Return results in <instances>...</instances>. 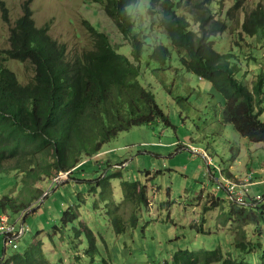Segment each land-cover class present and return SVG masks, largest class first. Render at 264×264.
<instances>
[{
	"label": "trees",
	"instance_id": "trees-1",
	"mask_svg": "<svg viewBox=\"0 0 264 264\" xmlns=\"http://www.w3.org/2000/svg\"><path fill=\"white\" fill-rule=\"evenodd\" d=\"M87 1L103 8L132 47L133 60L121 54L110 37L88 21L84 25L92 46L76 59H70L68 46L52 37L51 24L37 26L32 8L35 0L24 2L22 15L11 28L10 48L3 52L0 174L16 172L22 188L18 195L13 192L0 199V213L27 212L26 222L47 198L45 191L38 189L39 185L57 184V179L68 174L73 180L75 171L89 159L100 156L121 134L158 123L171 125L157 96L140 81L148 44L137 33V22L130 9L141 0ZM246 1L237 0L222 20L221 13L212 9L215 0H149L148 16L152 28L168 36L184 69L212 84L224 99L222 123L234 127L249 143L264 147V62L254 81L246 86L239 78L237 54H220L214 41L241 31L245 39L263 42L255 47L254 54L264 56V7L259 5L242 21L240 15ZM0 8L4 20L9 22V10L3 0ZM172 58L171 49L159 45L150 61L166 72ZM9 60L30 63L34 68L32 81L22 84L7 67ZM259 61L263 59L254 57L252 62ZM114 178L123 179L122 174ZM123 187L124 203L132 212L125 220L120 214L122 205L111 206L115 208L109 212L110 221L117 236L124 235L129 227H136L140 209L149 205L146 187L130 182H124ZM99 188L104 189V201L113 199L111 177L99 181L93 191L97 193ZM212 198L213 203L204 209L203 223L206 214L221 203L217 197ZM255 198L249 193L244 203L238 204L229 195V211L224 212L220 207L223 230L227 229L231 236L229 250L180 249L172 254L168 264H264V197H259V201ZM71 211L64 217V228L75 225L79 218ZM80 226L88 234L85 253L96 261L94 255L100 250L97 239L83 223ZM246 228H251V232L247 233ZM73 229L76 237V226ZM199 232L208 234L204 226ZM8 247L12 249L5 244L0 264H54L49 262L42 242L25 252L13 249L15 252L9 256ZM74 254L76 260L84 258ZM101 264H112V260L103 257Z\"/></svg>",
	"mask_w": 264,
	"mask_h": 264
},
{
	"label": "rangeland",
	"instance_id": "rangeland-1",
	"mask_svg": "<svg viewBox=\"0 0 264 264\" xmlns=\"http://www.w3.org/2000/svg\"><path fill=\"white\" fill-rule=\"evenodd\" d=\"M3 1L9 10V22L4 20L0 8V64L3 52L10 48L11 28L22 15L26 0ZM236 2L215 0L212 9L220 12L224 20ZM259 5L264 7V0L246 1L241 20ZM149 6V0H141L137 7L130 9L137 22V33L148 44L140 81L157 96L171 125L158 123L121 134L100 156L89 159L75 171L73 180L63 177L62 184L39 185L38 189L45 191L47 198L29 217L30 230L19 241L20 252L42 242L49 262L54 264H101L103 257L111 259L112 264H168L172 254L180 249L198 251L219 247L225 252L230 248L231 236L227 229L223 230L220 207L224 212L229 211V191L233 194L240 191L248 180L252 185L250 195L264 197V147L249 143L234 127L222 123L224 99L212 84L184 69L168 36L152 28ZM32 8L37 26L50 23L52 37L68 46L70 59H76L92 46L84 25L88 21L107 34L121 54L133 60L132 47L100 5L87 0H35ZM214 41L220 54H237L240 81L251 85L264 62V56L254 54V49L263 42L245 39L241 31ZM159 45L167 46L173 53L166 72L150 61L153 50ZM254 57L263 61L255 64ZM6 65L22 84L32 81L34 68L30 63L9 60ZM118 174H122L123 179L114 178ZM107 177H111L114 196L104 201V189L99 188L96 193L93 188ZM19 182L16 172L0 174V199L13 192L18 195L22 188ZM124 182L146 187L149 205L140 209L136 227H129L124 235L117 236L110 221L109 212L115 208L111 206L122 205L120 214L125 220L132 212L124 203ZM212 197H217L221 203L206 214L205 224L202 222L204 209L213 203ZM70 211L79 218L75 225L64 228V217ZM8 215L21 231L22 214L10 211ZM81 223L97 239L100 250L94 255L96 261L85 253L88 234ZM203 226L207 235L199 232ZM245 231L250 233L251 228ZM5 240L0 231L2 256ZM13 252L9 247L6 249L8 256ZM74 253L82 255V261L76 260Z\"/></svg>",
	"mask_w": 264,
	"mask_h": 264
},
{
	"label": "built area",
	"instance_id": "built-area-1",
	"mask_svg": "<svg viewBox=\"0 0 264 264\" xmlns=\"http://www.w3.org/2000/svg\"><path fill=\"white\" fill-rule=\"evenodd\" d=\"M208 158V157H207ZM63 177H70V175L61 176L59 179L56 180V183H63ZM252 185L249 184V181L247 180L245 184L243 185V189L240 191L233 192L229 191V195L232 197L233 200H235L238 204L244 203V199L249 194V188ZM236 187V186H234ZM255 200L259 201L260 198L256 197ZM27 212L23 213L20 218L19 222L23 224L22 229L20 231L18 224H13L11 217L8 214H3L0 217L1 225H0V231L1 235L6 237V242L9 244V246L12 247V249H19V241L23 238V236L26 235V233L30 230V227L27 226L26 222ZM0 252V257H1Z\"/></svg>",
	"mask_w": 264,
	"mask_h": 264
},
{
	"label": "bare ground",
	"instance_id": "bare-ground-1",
	"mask_svg": "<svg viewBox=\"0 0 264 264\" xmlns=\"http://www.w3.org/2000/svg\"><path fill=\"white\" fill-rule=\"evenodd\" d=\"M46 25H47V24H46ZM4 244H6V245L8 244V243L6 242V240H5V243H4Z\"/></svg>",
	"mask_w": 264,
	"mask_h": 264
},
{
	"label": "crops",
	"instance_id": "crops-1",
	"mask_svg": "<svg viewBox=\"0 0 264 264\" xmlns=\"http://www.w3.org/2000/svg\"><path fill=\"white\" fill-rule=\"evenodd\" d=\"M4 257V256H3Z\"/></svg>",
	"mask_w": 264,
	"mask_h": 264
}]
</instances>
